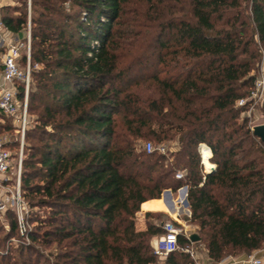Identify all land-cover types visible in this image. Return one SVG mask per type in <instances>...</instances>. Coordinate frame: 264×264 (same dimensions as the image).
<instances>
[{
  "label": "trees",
  "instance_id": "obj_1",
  "mask_svg": "<svg viewBox=\"0 0 264 264\" xmlns=\"http://www.w3.org/2000/svg\"><path fill=\"white\" fill-rule=\"evenodd\" d=\"M16 1L0 16L13 33L30 26L34 118L20 188L31 229L26 243L5 212L0 264H196L185 252L156 256L153 223L135 228L143 202L183 186L208 258L263 249L264 145L236 103L264 58V0H30L29 19ZM12 137H0L8 149ZM146 140L176 151L146 152Z\"/></svg>",
  "mask_w": 264,
  "mask_h": 264
},
{
  "label": "built area",
  "instance_id": "obj_2",
  "mask_svg": "<svg viewBox=\"0 0 264 264\" xmlns=\"http://www.w3.org/2000/svg\"><path fill=\"white\" fill-rule=\"evenodd\" d=\"M27 6L29 19L30 0H27ZM29 50V20L24 32L13 33L8 30L0 16V116L9 118L13 122L16 134H18V151L16 155H12L11 150L7 147V142L0 138V221L7 227L3 216L5 212H13L18 235L26 243L29 240L28 234L31 227L26 220L28 208L21 193L20 175L24 135L31 125V119L27 113L28 90L31 81ZM23 52L25 54L24 66L20 64ZM19 85L23 87L22 98L17 93ZM262 94H264V72L258 77H255L253 87L247 98L239 99L236 104L237 106H242L244 104H250L252 101L264 100V98H261ZM144 148L146 152H150L153 149L150 142H147ZM204 149L210 152V156L207 158L210 162L209 168H214V165L210 161L212 155L210 148L206 144L200 143L198 145V153L204 173H206L209 168H206L203 164L202 152ZM158 151L164 153L165 148L160 147ZM10 173L14 174V178L10 176ZM174 177L181 179L183 173L178 171L174 174ZM177 191L179 194L177 199L173 200L171 195L172 207L174 209V213H170L172 220L163 224L162 233L156 237L152 249L153 253L158 257H165L171 252L181 250L182 252L188 253L194 259V252L191 246L180 247L178 244L179 235L182 234L187 239H190L191 232L188 231L186 226L184 228L180 226V213L188 212L187 206L184 204L187 196V187L183 186ZM223 260L218 262V264H233L227 261L223 262ZM236 264H264V261L261 257L256 256L254 252L244 256L240 261H236Z\"/></svg>",
  "mask_w": 264,
  "mask_h": 264
},
{
  "label": "rangeland",
  "instance_id": "obj_3",
  "mask_svg": "<svg viewBox=\"0 0 264 264\" xmlns=\"http://www.w3.org/2000/svg\"><path fill=\"white\" fill-rule=\"evenodd\" d=\"M11 1H13L14 3L13 4H17L16 0H0L1 3H10ZM256 66V71H254L256 77H258L262 72H264V58H261V60L255 64ZM247 98V97H245ZM261 98H264V94L261 95ZM250 100V99H248ZM263 100V99H262ZM262 100L261 101H252L250 104H248V109L247 111L244 113L249 121V125L251 126H254V125H258V124H263L264 123V117L262 115V111H261V104H262ZM33 115H31L30 119H31V123L33 124ZM0 126H11L12 129L8 130V131H2V128H0V137H3L5 134H7V138H10L11 136H13L12 138H16V132L14 131V125H13V122L8 119V118H2L0 117ZM37 135H35L34 138H36ZM33 139H28L27 142H32ZM25 142L26 140H24V147H23V151L25 152ZM147 142H150L152 147H157V148H160V147H164L165 148V151L169 150V151H173L175 152L176 151V143L173 142V141H165V142H162V143H154L153 141H150V140H146L144 142H141L140 144H143L144 147L146 145ZM11 152H12V155H16L17 151H18V144L17 146L15 145V147H11ZM198 151V150H197ZM201 163V161H200ZM10 176L12 178H14V174L13 173H10ZM172 195H173V198L177 199V196H178V191H176L175 193L172 192ZM166 196V199H167V205L165 203H163L164 201H161L162 203V206H164V208L166 209H154L155 211H151L150 213L152 214L151 217H148V219L146 220L144 218L143 220V217L140 219L141 222L139 223H146V221L148 222H151L153 223L155 226L159 227L161 230H162V226L163 224L169 222L170 220H172L171 218V215L169 213V198H167L168 195H165ZM161 198V196H160ZM187 209H188V212L186 213H180L181 216H180V221H181V228H184V226L187 227L188 231L191 232L192 234H195V235H199V232H198V226L195 224V223H192V222H189L187 220L188 216H189V205L187 206ZM168 210V211H167ZM2 226V224H1ZM7 229V227L5 226H2V228H0V234H2L4 232V230ZM160 234V233H159ZM159 234L155 235L153 238L155 239ZM152 238V239H153ZM23 239V238H22ZM24 240V239H23ZM20 241V240H19ZM11 242L12 244L16 245L17 242H18V239L16 238H12L11 239ZM191 248H192V251L194 252V261H196V264L198 262V264H202L203 261L206 260V251H205V248H204V245L202 243H198L195 242V243H191L190 244ZM181 247V246H180ZM54 250V249H52ZM179 252H182L181 250H178ZM255 252V255L258 256V257H261L264 261V248L261 249V250H257V251H254ZM252 252V253H254ZM43 253L44 255H46L47 253V249L43 250ZM250 253V254H252ZM246 255H249V253H244V252H241L238 254V256H227L224 258L223 262L231 259V258H237V257H240V256H246ZM201 256V259H199ZM192 258V257H191ZM42 261V260H41Z\"/></svg>",
  "mask_w": 264,
  "mask_h": 264
},
{
  "label": "crops",
  "instance_id": "obj_4",
  "mask_svg": "<svg viewBox=\"0 0 264 264\" xmlns=\"http://www.w3.org/2000/svg\"><path fill=\"white\" fill-rule=\"evenodd\" d=\"M170 193L172 195V192L171 191H170ZM165 195H167V194H165ZM165 195L164 196H161V198H159V199H152V200L145 201V202H143L140 205L139 211L135 214V228H136V230H139L140 231V230H145L146 229V223H142V224L139 223V222H141L140 219L143 217V220H144L146 213H150L151 211H155L154 209H158L159 207H157L155 205V203L157 201H159L160 199H161V201H164L163 203L166 204L167 203V199H166V196ZM178 196H179V194H178ZM167 198H169V197L167 196ZM172 198H173V195H172ZM175 199H176V197H175ZM175 199L173 198V200H175ZM159 209H163V208H159ZM169 210H170L169 213L172 214V212H173L174 209L172 208V209H169ZM155 241H156V238L155 239L153 238L150 241V244H151V247L152 248H153V246L155 244ZM243 257L244 256H240V257L233 258V259L231 258V259L227 260V262L228 263H233V264L235 263L236 264V261H240ZM160 258H163V257H160ZM199 259H201V256H200ZM197 264H198V262H197ZM202 264H218V263L217 262H214L213 260H211L210 258L207 257L206 260L202 262Z\"/></svg>",
  "mask_w": 264,
  "mask_h": 264
},
{
  "label": "water",
  "instance_id": "obj_5",
  "mask_svg": "<svg viewBox=\"0 0 264 264\" xmlns=\"http://www.w3.org/2000/svg\"><path fill=\"white\" fill-rule=\"evenodd\" d=\"M252 131H253V134L263 143L264 145V123L263 124H258V125H254L252 127ZM213 167L212 168H209L208 171H206V173H209L211 171H213ZM165 194L169 195V198H170V201H169V204L170 206H173V203H172V200H171V193H170V190H165L162 192V195L161 196H164ZM184 204L186 206H188V201H187V198H185L184 200ZM190 240L192 242H195L198 240V236L195 235V234H190Z\"/></svg>",
  "mask_w": 264,
  "mask_h": 264
},
{
  "label": "bare ground",
  "instance_id": "obj_6",
  "mask_svg": "<svg viewBox=\"0 0 264 264\" xmlns=\"http://www.w3.org/2000/svg\"><path fill=\"white\" fill-rule=\"evenodd\" d=\"M202 153H203V164L205 165L206 168H209L210 162L207 160V158L210 156V152L207 149H204ZM168 197H169V195H168ZM169 201H170V198H169ZM169 201H168V203H169ZM169 206H170V204H169ZM169 208L172 209L173 207L170 206ZM173 213H174V210H173L172 214Z\"/></svg>",
  "mask_w": 264,
  "mask_h": 264
}]
</instances>
